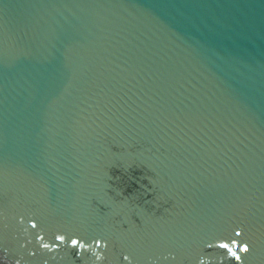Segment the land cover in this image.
Returning <instances> with one entry per match:
<instances>
[{
  "label": "water",
  "instance_id": "95a60500",
  "mask_svg": "<svg viewBox=\"0 0 264 264\" xmlns=\"http://www.w3.org/2000/svg\"><path fill=\"white\" fill-rule=\"evenodd\" d=\"M0 264H264V0H0Z\"/></svg>",
  "mask_w": 264,
  "mask_h": 264
}]
</instances>
